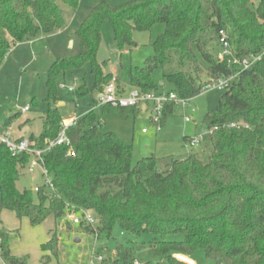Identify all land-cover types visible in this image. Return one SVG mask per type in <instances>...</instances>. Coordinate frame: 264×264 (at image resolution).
Returning <instances> with one entry per match:
<instances>
[{"label":"trees","instance_id":"1","mask_svg":"<svg viewBox=\"0 0 264 264\" xmlns=\"http://www.w3.org/2000/svg\"><path fill=\"white\" fill-rule=\"evenodd\" d=\"M59 3L75 11L79 0H0V68L14 47L66 28ZM92 3L74 32L78 54L57 58L48 69L42 129L27 137L36 147L55 138L66 119L57 105L61 101L57 84L67 71L87 67L93 77L90 87L80 78L76 97L99 93L111 77L104 71L107 62L96 59L106 19L119 50L135 46V32L164 26L152 42L153 54L129 72L128 86L143 92L167 90L191 100L207 84L240 70L232 58L258 54L264 48V0ZM220 31L231 50L222 60ZM222 92L216 107L203 115L206 129H211L199 146L203 148L171 157L163 168V158L155 154L133 161L132 145L112 131H102L93 110L78 116L67 129L68 146H55L43 154L50 185L43 180L37 191L17 187L31 156H13L0 143L1 209L19 220L26 218L31 226L50 217L54 223L40 245L38 264H58L56 227L64 219V228L72 230L71 207L94 214L95 227L77 225L96 237H110L114 228L151 236L146 260H138V248L125 242L117 243L102 264H188L175 255L193 260L199 251L219 264H264V55ZM93 102L96 106V99ZM174 107L165 106L161 125ZM101 110L120 118L140 114L137 107L102 106ZM12 121L13 117L5 119L2 128ZM12 233L0 222L2 264H30L28 254L12 253ZM176 235L182 238H170Z\"/></svg>","mask_w":264,"mask_h":264},{"label":"rangeland","instance_id":"2","mask_svg":"<svg viewBox=\"0 0 264 264\" xmlns=\"http://www.w3.org/2000/svg\"><path fill=\"white\" fill-rule=\"evenodd\" d=\"M106 1L115 6L126 0ZM92 5V0H79L77 9L73 11L65 4L59 3L67 22L64 30H56L51 34H39L35 39L14 47L8 53L0 68V129L5 119L13 117L11 123L13 136L21 126L26 127L27 133L38 134L40 132L42 116L46 110L44 99L47 94L48 69L57 58L78 54L79 46L74 32ZM163 29L162 24H156L150 31L135 32L133 34L135 46L131 49L119 50L113 43L112 27L106 19L101 24V41L96 59L99 62L106 61L107 67L104 71L112 74L113 70L120 85L128 86L129 72L142 66L145 60L153 54L152 42ZM82 77L90 87L93 77L89 74L87 67L67 71L58 82V96L64 102L63 106H59L60 113L64 117L82 116L93 110L102 124V131H112L120 139L132 145L133 161L141 158L144 152L145 154L155 152L163 158L161 168L171 157L179 158L191 151H200L203 148V146L190 147L183 136L192 137L207 130L203 123V115L216 107L223 93L215 89L204 91L191 99L190 108L183 109L175 106L173 113L157 130L149 119V113L145 107L139 108L140 114H128L127 117L120 118L108 112H102L101 107L94 106L93 99L97 97L98 92L76 97L75 91ZM155 79L158 82L161 80L158 73ZM69 87L74 91H70ZM25 105H29V110L23 112L22 108ZM185 116L190 117L191 120L185 122ZM143 128L148 130L147 134L142 133ZM146 146H148L147 149ZM202 159H206V153L202 155ZM43 180L39 169L33 173H28L26 170L17 182V187L33 189L41 185ZM0 222L14 231L9 241L12 251L18 255L28 254L30 264H38L41 256L40 245L48 239L49 228H54L52 217L38 226H31L26 218L19 220L12 212L2 210L0 207ZM56 232L59 237L58 264L95 263L97 255L106 259L112 254L117 243L125 242L138 248V260L148 258L146 247L151 239L148 234L135 236L114 228L110 237L105 234L96 237L94 234L85 232L77 224H73L71 231L66 230L64 219L59 220ZM170 238L179 240L182 235L170 236ZM140 246L143 248L139 249ZM193 260L195 264H219L213 259L206 258L201 251L193 255ZM0 264H2L1 259Z\"/></svg>","mask_w":264,"mask_h":264},{"label":"built area","instance_id":"3","mask_svg":"<svg viewBox=\"0 0 264 264\" xmlns=\"http://www.w3.org/2000/svg\"><path fill=\"white\" fill-rule=\"evenodd\" d=\"M220 38L219 42L221 44L220 51L218 53V58L222 60L226 56L231 55L230 45L225 35L222 31L219 33ZM264 55V48L258 54L250 55L245 58H232L231 62L233 64H237L240 66V70L235 74L225 76L219 78L217 81L207 84L202 88V92L208 90H218L224 91L227 89L231 82L237 77V75L246 69L252 67L256 62H258L261 57ZM62 86H64L62 84ZM70 91H73V88L69 87ZM96 99V106H110L113 108H127V107H137V108H144L149 113V119L155 125L157 130L160 129V118L162 116L163 110L165 106L169 103H173L175 106H179L183 109H187L191 107V100L184 99L179 97L173 91H156V92H143L136 88H131L128 91H124L119 84L118 78L112 72L111 77L109 78L108 82L104 85L102 90L97 94ZM29 110V105H25L22 108L23 112ZM78 116H73L68 119H63L61 122V127L57 136L53 139H47L44 141L42 147H36L32 144V142L27 137H20L19 139L13 136L12 133V126H6L0 129V143L4 144L5 147L9 150L11 155L15 156L20 153H26L31 156L30 163L27 167L28 173H33L36 169L40 170V173L44 179V183L50 185V181L47 175V171L43 167V154L50 151L55 146L59 145H69V139L67 137V129L74 125L77 121ZM191 120L190 117L185 116L184 121L189 122ZM230 126H235V124H230ZM143 132L146 129L142 130ZM211 133V129H208L198 135H194L188 138V143L190 147H199L205 137ZM71 154V151L68 152ZM38 187H34L33 191H37ZM69 220L72 221L74 224H79L84 222L85 224L95 227L97 225V220L94 217V214L91 211L86 210H76L75 208L71 207L69 212ZM175 257L181 261H184L188 264H194V261L183 257L181 255H175ZM96 262H91V264H102L103 258L99 255L96 256ZM109 264V263H104Z\"/></svg>","mask_w":264,"mask_h":264},{"label":"crops","instance_id":"4","mask_svg":"<svg viewBox=\"0 0 264 264\" xmlns=\"http://www.w3.org/2000/svg\"><path fill=\"white\" fill-rule=\"evenodd\" d=\"M112 72H113V70H112ZM119 81V80H118ZM119 84H120V82H119ZM122 85V84H121ZM122 87V89L124 90V91H128L129 89H131L129 86H126L125 84L124 85H122L121 86ZM58 107L59 106H63L64 105V102L61 100V101H59L58 102ZM70 117H73V116H69V117H65L66 119H68V118H70ZM12 123V122H11ZM25 129H26V127L25 126H21V127H19L18 129H17V131L16 132H14V137H16V138H18V137H28V135H30V134H34V135H38V134H35V133H33V132H30V133H27V131H25ZM42 129V128H41ZM144 129V128H143ZM142 129V130H143ZM41 131V130H40ZM142 133L143 134H147L148 133V130H146L145 132H143L142 131ZM185 136H187V137H189L188 135H184L183 137H185ZM186 141V140H185ZM148 148V146H146V149ZM151 154H155L156 156H158L157 155V153H155V152H151L150 154H145V152H144V154H142V156H141V158L142 157H145V156H149V155H151ZM158 157H160V156H158ZM161 158H162V156H161ZM51 228H49V230H50ZM49 232V231H48ZM11 251H12V249H11ZM12 253H14V254H16L15 252H13L12 251ZM16 255H18V254H16Z\"/></svg>","mask_w":264,"mask_h":264}]
</instances>
